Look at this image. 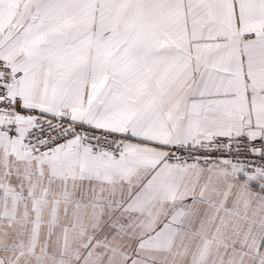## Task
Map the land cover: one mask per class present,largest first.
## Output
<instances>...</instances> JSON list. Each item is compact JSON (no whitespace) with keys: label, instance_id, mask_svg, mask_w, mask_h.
I'll return each mask as SVG.
<instances>
[{"label":"snow or ice","instance_id":"1","mask_svg":"<svg viewBox=\"0 0 264 264\" xmlns=\"http://www.w3.org/2000/svg\"><path fill=\"white\" fill-rule=\"evenodd\" d=\"M0 264H264V0H0Z\"/></svg>","mask_w":264,"mask_h":264}]
</instances>
